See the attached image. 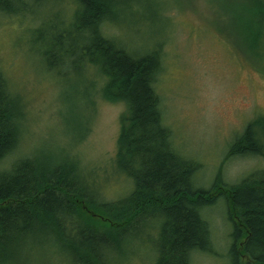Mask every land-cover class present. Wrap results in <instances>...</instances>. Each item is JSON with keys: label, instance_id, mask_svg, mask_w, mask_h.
I'll list each match as a JSON object with an SVG mask.
<instances>
[{"label": "trees", "instance_id": "1", "mask_svg": "<svg viewBox=\"0 0 264 264\" xmlns=\"http://www.w3.org/2000/svg\"><path fill=\"white\" fill-rule=\"evenodd\" d=\"M25 4L0 0V12L20 14ZM72 4L62 28L47 20L57 33L37 42L49 45L44 56L55 55L50 44L58 45L66 59L78 57L81 67L94 66L104 78L102 95L125 105L114 169L133 188L116 200L101 198L93 172H82L77 159L58 153V144L15 155L26 108L0 68V264L22 261L39 245L45 247V262L52 250L68 264H124L137 244L152 248L153 264H193L194 253L215 251L214 225L212 231L203 210L221 200L232 225L230 264H264V170L235 183L219 172L208 188L197 187L194 177L202 165L177 151L164 122L156 89L161 42L137 52L107 33L106 24L132 20L131 0ZM251 4L241 36L251 40L246 55L257 63L264 58V0ZM227 155L264 157L263 115L247 123Z\"/></svg>", "mask_w": 264, "mask_h": 264}, {"label": "rangeland", "instance_id": "2", "mask_svg": "<svg viewBox=\"0 0 264 264\" xmlns=\"http://www.w3.org/2000/svg\"><path fill=\"white\" fill-rule=\"evenodd\" d=\"M25 1L27 9L20 14L0 12V68L26 108L15 155L36 154L58 144V153L77 159L82 172H93L101 198L116 200L133 188L114 169L125 105L102 95L104 78L94 66L81 67L78 57L66 59L58 45L50 44L55 55L42 53L49 45L38 42L57 33L47 22L53 19L62 28L73 14V0ZM251 5V0H131V21L126 17L104 26L137 52L161 42L156 89L164 122L177 151L202 165L194 177L199 188H208L219 172L235 183L264 170L261 155H227L247 123L264 116V58L253 63L246 55L252 42L241 36L242 21L251 20L246 16ZM43 24V30L35 32ZM60 58L65 59L61 64ZM223 201L203 210L212 231L214 225L215 251L194 253L193 264L231 263L232 225ZM137 246L124 264H153L152 248ZM52 253L45 262V247L39 245L15 264H68Z\"/></svg>", "mask_w": 264, "mask_h": 264}, {"label": "bare ground", "instance_id": "3", "mask_svg": "<svg viewBox=\"0 0 264 264\" xmlns=\"http://www.w3.org/2000/svg\"><path fill=\"white\" fill-rule=\"evenodd\" d=\"M78 8V7H77Z\"/></svg>", "mask_w": 264, "mask_h": 264}]
</instances>
